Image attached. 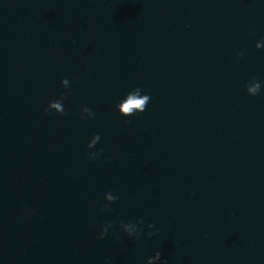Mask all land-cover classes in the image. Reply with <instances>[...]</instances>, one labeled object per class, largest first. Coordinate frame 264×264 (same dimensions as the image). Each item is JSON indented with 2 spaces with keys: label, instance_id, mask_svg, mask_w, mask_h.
I'll return each instance as SVG.
<instances>
[{
  "label": "water",
  "instance_id": "95a60500",
  "mask_svg": "<svg viewBox=\"0 0 264 264\" xmlns=\"http://www.w3.org/2000/svg\"><path fill=\"white\" fill-rule=\"evenodd\" d=\"M262 42L264 0H0V264H264Z\"/></svg>",
  "mask_w": 264,
  "mask_h": 264
},
{
  "label": "clouds",
  "instance_id": "9594fccd",
  "mask_svg": "<svg viewBox=\"0 0 264 264\" xmlns=\"http://www.w3.org/2000/svg\"><path fill=\"white\" fill-rule=\"evenodd\" d=\"M262 43H264V42H262ZM237 55H238V56H242L243 53H242V52H239V53H237ZM63 83H64L65 85H67V84H68L67 79L63 80ZM137 91H139V89H137ZM260 92H261V84H260L259 82H256L255 79H252V80H251V83H250L249 86H248V93H249V95H251V96H256V95L259 94ZM149 100H150V95H145L144 98H143L142 100H137V101H136V104H137V106L140 108V110L143 111V110H144V107L146 106V105H145V102H146V101H149ZM55 107H59V105L57 104V105H55ZM45 111H46V112H52V108H51V107H46ZM83 111H84V112H88L89 115H92L91 110H90L89 108H87V107H84V108H83ZM122 114H125V115L129 114V105H128V104H124V105H123V113H122ZM81 115H82V113H81ZM96 139H99V136H97ZM95 142H96L95 140L92 141L93 144H94ZM87 158H88L89 160H98V159H99V156H98V154L90 153V154L87 156ZM107 159H108V158H106L105 162H107ZM105 235H106V229H105L104 232H99V236H100L101 239L104 238Z\"/></svg>",
  "mask_w": 264,
  "mask_h": 264
}]
</instances>
